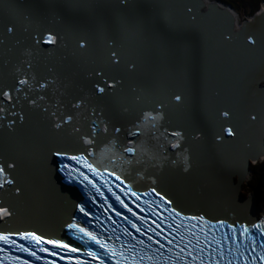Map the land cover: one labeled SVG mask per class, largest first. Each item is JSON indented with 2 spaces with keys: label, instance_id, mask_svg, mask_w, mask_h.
Masks as SVG:
<instances>
[{
  "label": "bare ground",
  "instance_id": "6f19581e",
  "mask_svg": "<svg viewBox=\"0 0 264 264\" xmlns=\"http://www.w3.org/2000/svg\"><path fill=\"white\" fill-rule=\"evenodd\" d=\"M202 2L209 6L217 0H127L126 5L120 0H0V38L7 37L0 46V84L11 83L12 65L21 51L15 42H24L30 32L54 28L65 37L66 47L43 60L39 71L47 74L51 68L61 79L84 88L90 87L89 76L97 71L110 80L120 79L123 89L104 101L113 116L121 118L124 108L135 114L160 101L171 103L174 95H181L183 104L173 105L168 119L189 138L192 168L188 174L183 173L182 164L175 170L165 168L158 186L169 193L179 191L192 205L202 202L213 210L212 216L230 212L236 219L253 221L263 214L256 212L254 200L241 197L240 189L249 180L250 164L261 161L263 152L264 132L250 122L249 113H264L260 82L264 35L259 34L264 31V16L242 29L235 15L234 25L239 27L231 30L226 26L228 14L203 7ZM188 7L196 13L195 21ZM9 26L15 36L7 34ZM252 32L258 33L255 47L246 42ZM226 34L239 35L228 42ZM81 40L86 42L85 49L79 48ZM109 42L116 48L109 47ZM117 48L118 65L110 59ZM49 50L44 46L45 53ZM222 110L232 113L231 122L220 119ZM24 115V123L17 121L14 130L0 129V157L16 163L11 176L22 193L0 191V206L13 211L11 220H0V231L68 235L62 225L76 215L78 201L61 189V183L70 186L66 180L57 182L50 152L83 146L67 133L54 131L41 111L25 105ZM223 126L234 127L237 137L225 136L218 144L215 136ZM197 132L204 139L193 142ZM151 172L144 178L133 173L136 188L151 187L155 178Z\"/></svg>",
  "mask_w": 264,
  "mask_h": 264
},
{
  "label": "snow or ice",
  "instance_id": "6c2138e0",
  "mask_svg": "<svg viewBox=\"0 0 264 264\" xmlns=\"http://www.w3.org/2000/svg\"><path fill=\"white\" fill-rule=\"evenodd\" d=\"M120 3L126 5L127 0ZM187 12L195 21L193 8L188 7ZM6 31L15 36L13 27H7ZM25 32L29 33L28 27ZM239 34H226L224 39L231 42ZM259 34L264 35V31ZM257 35V32L247 35V44L255 47ZM6 39L0 38V46ZM14 46L21 51L12 65L11 83L0 84V129L7 127L11 131L17 121L23 124L26 105L41 111L54 131L75 138L82 149L51 150L52 172L58 183L67 180L83 185L91 202L103 209L101 215L106 219L94 217L93 228L98 231L81 226L75 215L62 225L77 240L95 245L102 252L92 247L81 250L35 230L0 231V264H34L35 261L56 264L57 260L66 264H264V218L229 220L203 211L190 213L157 184L165 168L175 170L182 164L184 174L192 168L189 138L168 119L170 108L183 104L181 95H174L171 103L160 101L135 114L124 108L121 118H117L104 101L123 89L120 79L110 80L97 71L89 76L90 87L84 88L71 79H61L51 68L47 74L39 71L43 60L51 57L56 49L66 47L65 37L60 32L54 28L36 30L30 32L24 42L17 40ZM44 46L50 48L47 53ZM109 47L116 48L113 42H109ZM79 48H86L84 40L80 41ZM110 59L113 64L120 63L118 48L111 52ZM8 63L5 60L4 66ZM132 69L134 65L130 66ZM139 99L137 97V102ZM220 119L231 122L232 113L222 110ZM249 120L259 124L264 132V113H249ZM225 136L235 139L237 131L232 126H223L215 136L216 142L223 143ZM203 139L200 132L191 137L193 142ZM15 170L14 161L0 157V191L7 193L12 189L14 195L20 196L21 189L11 176ZM150 170L155 177L151 179V187L137 191L133 173L144 178ZM234 177L240 184V176ZM60 187L74 199L81 198L74 188L63 183ZM104 189L111 195H106ZM97 197L103 203H98ZM110 199L123 212L118 211ZM74 207L89 216L85 205ZM149 214L155 219L148 220ZM12 218L10 207L0 206V220ZM39 253L56 259L45 260Z\"/></svg>",
  "mask_w": 264,
  "mask_h": 264
},
{
  "label": "water",
  "instance_id": "95a60500",
  "mask_svg": "<svg viewBox=\"0 0 264 264\" xmlns=\"http://www.w3.org/2000/svg\"><path fill=\"white\" fill-rule=\"evenodd\" d=\"M201 5L203 6V7H209L210 9H212V10H215V12H218V13H220V14H222L223 16L224 15H229L230 16V18L228 19V24H226V26H228V28H230L231 30H238V27H236L235 25H233V21H234V24H235V14L232 12V11H230L229 9H227L226 7H224V6H220V4L219 3H217V2H212V4H210L209 6H205V4H204V2H202L201 3ZM262 10L259 12V13H257V14H255L253 17H250V18H247V20L246 21H244V22H241V28L243 29V28H245V27H247V26H249L250 25V23H252L253 21H255V20H257L258 18H260L261 16H264L263 14H264V3H262ZM222 16V18L221 19H223V21H224V17ZM262 74L263 75H261V79H260V82L261 83H264V67H263V70H262ZM262 88V87H261ZM262 89H264V88H262ZM259 159H261V160H263L264 159V143H263V152H262V154L260 155V157H259ZM136 175H134V177H135ZM137 178V177H136ZM139 184H141V181H138V180H136ZM66 182H67V180H66ZM68 183V182H67ZM69 184V186L71 187V188H74V184L73 183H68ZM146 188H148L147 186H146ZM145 188V189H146ZM163 189V188H162ZM164 190V189H163ZM238 190H239V187H238ZM171 195L173 196V197H175V199H176V201L180 204V206H183V207H186V208H190V209H198L197 211L198 212H200V211H203V212H205L206 214H208V215H210V214H212V212H213V210L212 209H210V208H208L207 206H205L204 204H202V202H196V205H192L191 203H190V201L189 200H186V198H185V196L183 195V194H181L179 191H177V192H171ZM77 200V199H76ZM248 200H254L253 198H249ZM78 201V204H79V202H80V199H78L77 200ZM200 210V211H199ZM210 216H212V215H210ZM221 216H224V217H234L233 219H236V218H238V216H236L235 214H233V213H230V212H225L223 215H221ZM236 217V218H235ZM46 233V232H45Z\"/></svg>",
  "mask_w": 264,
  "mask_h": 264
},
{
  "label": "rangeland",
  "instance_id": "374dc122",
  "mask_svg": "<svg viewBox=\"0 0 264 264\" xmlns=\"http://www.w3.org/2000/svg\"><path fill=\"white\" fill-rule=\"evenodd\" d=\"M217 3H221L222 5H225L221 2V0H217ZM222 5H220L222 7ZM224 7H226L227 9H229L230 11H232V7H229L227 5H225ZM235 10V9H234ZM259 12L262 10V6L258 7L257 9ZM254 8L250 5H247L246 7H239V9L235 10V15L239 16V23L241 24V22H244L247 20V18L252 17L253 13H254ZM263 11V10H262ZM258 12V13H259ZM262 86H264V83H262ZM250 171H249V180L248 182L241 186L240 189V195L243 199H249V198H253L254 199V203H255V210L258 213V215H262L264 214V201H260L257 196L254 194V190L253 187L256 184V180H257V176L259 175V172H256V168L254 170H252V167H254L256 164H250ZM257 165L259 167H262V169H264V159L259 161L257 163ZM261 169V168H258ZM262 186L264 187V172H263V178H262Z\"/></svg>",
  "mask_w": 264,
  "mask_h": 264
},
{
  "label": "trees",
  "instance_id": "16d2710c",
  "mask_svg": "<svg viewBox=\"0 0 264 264\" xmlns=\"http://www.w3.org/2000/svg\"><path fill=\"white\" fill-rule=\"evenodd\" d=\"M221 2L229 7H232V9H239V7H246L247 5H250L254 8L253 16L257 14L259 11L257 10L258 7H261L262 3H264V0H221ZM252 16V17H253ZM256 168V172H259L256 180V184L253 187L254 194L257 196V198L260 201H264V187L262 186V178H263V172L264 169L262 167H259L257 164L252 167V170ZM261 168V169H258Z\"/></svg>",
  "mask_w": 264,
  "mask_h": 264
},
{
  "label": "flooded vegetation",
  "instance_id": "af4514ba",
  "mask_svg": "<svg viewBox=\"0 0 264 264\" xmlns=\"http://www.w3.org/2000/svg\"><path fill=\"white\" fill-rule=\"evenodd\" d=\"M220 5H222V4L220 3ZM222 6H225V5H222ZM232 12L235 13V10L233 9Z\"/></svg>",
  "mask_w": 264,
  "mask_h": 264
},
{
  "label": "clouds",
  "instance_id": "9594fccd",
  "mask_svg": "<svg viewBox=\"0 0 264 264\" xmlns=\"http://www.w3.org/2000/svg\"><path fill=\"white\" fill-rule=\"evenodd\" d=\"M246 200H248V199H246Z\"/></svg>",
  "mask_w": 264,
  "mask_h": 264
}]
</instances>
